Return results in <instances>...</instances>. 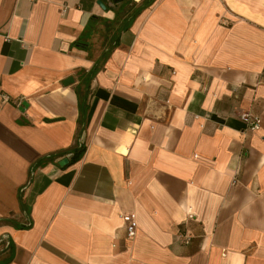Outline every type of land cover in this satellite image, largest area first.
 Instances as JSON below:
<instances>
[{
  "label": "crops",
  "instance_id": "crops-1",
  "mask_svg": "<svg viewBox=\"0 0 264 264\" xmlns=\"http://www.w3.org/2000/svg\"><path fill=\"white\" fill-rule=\"evenodd\" d=\"M126 1L0 0V264H264V0Z\"/></svg>",
  "mask_w": 264,
  "mask_h": 264
},
{
  "label": "trees",
  "instance_id": "trees-1",
  "mask_svg": "<svg viewBox=\"0 0 264 264\" xmlns=\"http://www.w3.org/2000/svg\"><path fill=\"white\" fill-rule=\"evenodd\" d=\"M154 0H141L140 1V3L136 6V8L134 9V8H132V10H131V8L129 9V10H127L124 14H126V19H128V24H130L132 21H133V19L143 10V9H145L146 7H148L152 2H153ZM134 5H136V4H134ZM132 11V12H131ZM127 13H130V14H128L127 15ZM126 19H125V21H126ZM124 21V22H125ZM127 26L128 25H126V22L124 23V25H122V26H120L119 28H118V30L120 29H125V28H127ZM74 46L75 47H82V48H85L80 42H75L74 43ZM94 72H95V68L93 67V69H91L90 71H88V72H83L82 74H81V77H82V79H83V82H85V81H88L91 77H92V75L94 74ZM80 99V98H79ZM79 102H80V100H79ZM79 124H80V119H79ZM83 152H84V145H80L79 147H77V148H74L72 151H71V157H70V162H75V161H77L80 157H81V155L83 154Z\"/></svg>",
  "mask_w": 264,
  "mask_h": 264
},
{
  "label": "built area",
  "instance_id": "built-area-1",
  "mask_svg": "<svg viewBox=\"0 0 264 264\" xmlns=\"http://www.w3.org/2000/svg\"><path fill=\"white\" fill-rule=\"evenodd\" d=\"M240 118L247 124V127L251 130H257L260 127V119L258 116H255L249 112H242L240 114ZM134 235L135 224L134 221L131 219L126 226V238L131 239ZM177 239L184 244H188L191 239V236L187 233H179L177 234Z\"/></svg>",
  "mask_w": 264,
  "mask_h": 264
},
{
  "label": "rangeland",
  "instance_id": "rangeland-1",
  "mask_svg": "<svg viewBox=\"0 0 264 264\" xmlns=\"http://www.w3.org/2000/svg\"><path fill=\"white\" fill-rule=\"evenodd\" d=\"M136 4V5H134ZM139 3H136V1L134 0H127L123 9H122V12H124L125 10H129L131 8H136V6L138 5ZM132 12V11H131ZM130 14V13H127V15ZM119 18H120V15H117L115 16V18L113 19V21L111 22V24H108L100 30L99 32V36H98V44L100 46H106L108 45L109 43H106V39H108L109 37L111 36H114L116 34V28H117V25L119 24Z\"/></svg>",
  "mask_w": 264,
  "mask_h": 264
},
{
  "label": "water",
  "instance_id": "water-1",
  "mask_svg": "<svg viewBox=\"0 0 264 264\" xmlns=\"http://www.w3.org/2000/svg\"><path fill=\"white\" fill-rule=\"evenodd\" d=\"M113 2H119L121 0H112ZM97 3L101 6V8L105 9V5L101 2V0H97ZM27 106V103L25 101L21 102V105L19 107V109H24V107ZM68 162L67 158H63L59 161V165L63 166Z\"/></svg>",
  "mask_w": 264,
  "mask_h": 264
}]
</instances>
